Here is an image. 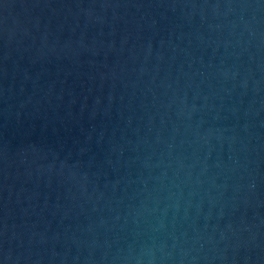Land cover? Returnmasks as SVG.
I'll list each match as a JSON object with an SVG mask.
<instances>
[{
    "label": "water",
    "instance_id": "95a60500",
    "mask_svg": "<svg viewBox=\"0 0 264 264\" xmlns=\"http://www.w3.org/2000/svg\"><path fill=\"white\" fill-rule=\"evenodd\" d=\"M0 264H264V0H0Z\"/></svg>",
    "mask_w": 264,
    "mask_h": 264
}]
</instances>
